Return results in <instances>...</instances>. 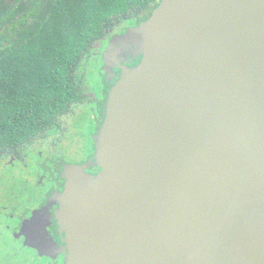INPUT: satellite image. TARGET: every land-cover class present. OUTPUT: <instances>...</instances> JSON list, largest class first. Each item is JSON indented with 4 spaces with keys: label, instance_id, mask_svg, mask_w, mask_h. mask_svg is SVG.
Returning <instances> with one entry per match:
<instances>
[{
    "label": "water",
    "instance_id": "1",
    "mask_svg": "<svg viewBox=\"0 0 264 264\" xmlns=\"http://www.w3.org/2000/svg\"><path fill=\"white\" fill-rule=\"evenodd\" d=\"M121 50L102 171L56 196L67 264H264V0H161L106 74Z\"/></svg>",
    "mask_w": 264,
    "mask_h": 264
},
{
    "label": "trees",
    "instance_id": "2",
    "mask_svg": "<svg viewBox=\"0 0 264 264\" xmlns=\"http://www.w3.org/2000/svg\"><path fill=\"white\" fill-rule=\"evenodd\" d=\"M161 0H0V150L72 102L97 44L147 20Z\"/></svg>",
    "mask_w": 264,
    "mask_h": 264
},
{
    "label": "flooded vegetation",
    "instance_id": "3",
    "mask_svg": "<svg viewBox=\"0 0 264 264\" xmlns=\"http://www.w3.org/2000/svg\"><path fill=\"white\" fill-rule=\"evenodd\" d=\"M142 22L118 28L107 35L106 45L101 52L96 51L102 47L101 43L92 47L95 52L85 64V77L79 80L81 85L74 84L72 87V102L63 114L55 115L51 124L39 133H33L22 142L0 150V174L5 166L28 174L26 179L21 178L19 183L13 184L6 195L0 183V227L6 233L7 241L12 242L11 247H14L16 254L25 251L29 254V259L38 264H67L66 233L58 217L60 204L56 196L65 190V169L68 165H85L91 175H98L102 171L98 166L91 167V164L95 163V138L105 119L109 92L121 78L122 66L136 67L142 60V56L135 57L132 50H121L117 61L111 64L109 74H106L103 53L114 36L125 34L128 28L136 27ZM93 61L100 64L98 73L102 87L99 93L87 85V74ZM88 105L94 106L92 110ZM84 108H88L86 113L81 110ZM82 113L92 119L85 145L81 141V129L78 125ZM73 142H76L75 146L72 145ZM72 154L84 156L78 163H73L68 161ZM32 165L37 174L28 173ZM7 255V260L1 259L0 264H20L15 253Z\"/></svg>",
    "mask_w": 264,
    "mask_h": 264
},
{
    "label": "rangeland",
    "instance_id": "4",
    "mask_svg": "<svg viewBox=\"0 0 264 264\" xmlns=\"http://www.w3.org/2000/svg\"><path fill=\"white\" fill-rule=\"evenodd\" d=\"M100 66L99 63L93 61L90 65V71L87 74L88 80H87V85L88 87L92 88L93 90H95V92L99 93L100 88L102 87V81L100 78V75L98 73V67ZM99 97V96H98ZM89 109L92 110V107H94L93 105H88ZM82 111H84L86 113V111H88V108H84L81 109ZM85 113H82V118H80V120L78 121V125L81 129L80 132V137H81V141L82 143L85 145L87 144L88 139L86 140L88 131H89V126L91 124V120L92 119H88L87 115ZM76 142L78 140H75ZM76 142H73L72 145H74ZM75 146V145H74ZM78 148V144L76 145V149ZM85 149V148H84ZM84 155L82 154H78V155H73L68 159V161L73 162V163H78L81 159V157H83ZM11 167H3L2 168V172L0 174V183L1 186L4 190V195L8 194L9 191H11V189L13 188V184L15 183H19L22 180L26 179L28 174H25L24 171H22L21 173L19 172V170H11ZM36 168L30 167L28 170L29 172H36ZM38 172L34 173L37 174ZM11 181H13L14 183H10ZM12 242L11 241H7V235L5 233V231L2 229V227H0V260L3 258H8V255L6 256V254H11L12 252L15 253V257H17V260L20 262V264L22 262H24V264H38L37 261H32L29 259V254L25 251L23 252H19L16 254V251L14 249V247H11ZM7 258L5 259V261L7 260ZM39 264H41L39 262Z\"/></svg>",
    "mask_w": 264,
    "mask_h": 264
}]
</instances>
